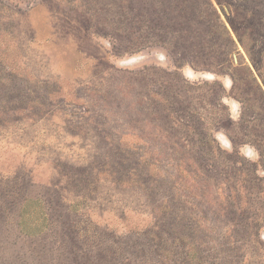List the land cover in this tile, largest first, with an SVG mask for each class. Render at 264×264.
I'll use <instances>...</instances> for the list:
<instances>
[{
	"label": "rangeland",
	"instance_id": "374dc122",
	"mask_svg": "<svg viewBox=\"0 0 264 264\" xmlns=\"http://www.w3.org/2000/svg\"><path fill=\"white\" fill-rule=\"evenodd\" d=\"M0 264H264V0H0Z\"/></svg>",
	"mask_w": 264,
	"mask_h": 264
}]
</instances>
